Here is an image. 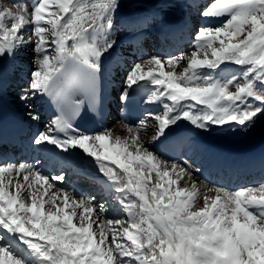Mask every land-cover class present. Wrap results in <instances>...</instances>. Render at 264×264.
<instances>
[{
    "label": "snow or ice",
    "instance_id": "obj_1",
    "mask_svg": "<svg viewBox=\"0 0 264 264\" xmlns=\"http://www.w3.org/2000/svg\"><path fill=\"white\" fill-rule=\"evenodd\" d=\"M118 7L119 0H0V73L31 46L33 69L19 99L46 95L58 106L32 142L91 157L110 197L77 199L57 183L62 173L0 163V264H264V181L210 187L187 161L150 150L181 121L248 129L264 116V0H209L201 15L221 22L197 29L190 54L150 56L127 70L120 100L142 94L159 111L126 121L124 136L86 133L75 121L95 100ZM227 64L238 73L226 77ZM150 121L155 135L145 140ZM113 206L117 216L109 217Z\"/></svg>",
    "mask_w": 264,
    "mask_h": 264
},
{
    "label": "bare ground",
    "instance_id": "obj_2",
    "mask_svg": "<svg viewBox=\"0 0 264 264\" xmlns=\"http://www.w3.org/2000/svg\"><path fill=\"white\" fill-rule=\"evenodd\" d=\"M201 1L202 0H190L189 1L190 6L195 7ZM7 2H9V1L7 0ZM119 2L122 3L123 1L119 0ZM185 4H187L186 0H161V1H159L158 6H154L151 4L144 6V7L139 6L135 9H132L131 12H129V13L127 12L128 15H127V19L125 21L126 23L129 21L130 17H132L134 15L136 17H135V22H132V27H128V25L124 22L125 26L127 28H135V29L146 28V29L151 30L150 28L147 27L145 22L142 21V19H141V18H143L142 15H144L145 18L148 15L150 17H152L154 15H156L158 17L160 16L163 20V24H166L165 26L170 25L174 18L182 17L183 18L182 24L180 26H177V27L179 28L181 34L185 36L186 32L189 30V27L192 25V21L190 19V12H189L190 8H189V10L185 9ZM120 12H121V9H117L114 15L118 16L120 14ZM115 19L116 18L114 17V20ZM186 20H190L189 25L186 24ZM137 26H139V28H136ZM165 26H163L161 29H164ZM116 30H117V28H116ZM153 34L154 33L151 32V35H153ZM110 40L113 41L114 39L112 38ZM142 50L143 49H140V51H142ZM144 50H145V54L143 56L148 55L150 57V56H154V55H160V53L157 50L154 52L148 50L147 48H144ZM113 53H115V46L111 49V51L109 53L105 54L104 56L109 55V57H110ZM119 58H120V54L118 55V58H117L116 69L119 66L120 69H122L123 71H126V68L123 67L122 63L118 62ZM16 60H18V59H16ZM138 60H141V58L139 59L138 57H133V55H132L131 62L132 61L138 62ZM19 64H20V61H19ZM19 64H17V65H19ZM113 79L116 83L115 87H114L116 90L123 87L124 77L116 78V75H115V77ZM20 83H21V81L19 79H17L16 77H12V78H6L5 77L4 78V75L2 73H0V91L3 93V95L8 96L11 103L18 105L19 107L23 108V110H25V109L27 111L34 110V108L36 106L35 101L41 95H39V94L36 95L34 98L30 99V101L27 104H25V102H22L19 99V93L16 92L18 85ZM147 105L152 106V107H156L157 109H159L158 105H155V104H147ZM27 119L34 126L33 134L36 135L39 128H41V127L43 129L45 128L44 125L40 124V120H33L30 117H27ZM261 119L263 121V124L260 126L259 129H256L254 126H251L248 129H240V128L232 125V126H227V127H225V126H223V127L222 126H211L207 130H201V129L194 127L193 130H191V131H185L188 138L191 136L193 137L191 140L188 141L187 148H188V150L193 151V157L191 158V162L194 165L195 170L198 169L201 172H204L207 169L208 165L215 160L214 152L209 147L210 145H211V147L214 145V143L210 144L209 141H211V140H224L229 145V152L234 153V155L237 159L239 157H243L244 149L252 146L254 144V142L256 141L258 135L262 131H264V116ZM185 124H188V122L187 121H181L178 125L173 126L171 129L183 126ZM152 127H153V123L150 122L149 123V131L146 134L141 133V136L143 139L150 140L151 137L153 135H155L154 131L152 130ZM107 129H109V128H107ZM112 131L114 134H118L121 136L126 135L125 123H123L122 121L119 122V124ZM170 131L171 130L167 131L166 135L164 137L160 138L159 141L165 140L167 137L171 136ZM239 133H240V135L238 136L237 134H239ZM204 135H207V137H208V140H207L208 143L207 144H204L200 141V137L204 136ZM153 148L155 149V145L150 146V150L154 151ZM221 157L222 156H220L218 158V160H220ZM243 160L250 161L251 159L246 158ZM252 161H253V165L255 167L254 170L258 169L259 173H264V153L263 152L259 153L256 158L252 159ZM194 177L197 178L200 182L205 183V182L201 181V179L199 177H196L195 175H194ZM70 192H72V191H70ZM78 196H80V195L77 194V197ZM201 205L202 204L198 201L197 206L199 207ZM110 215H114V212H111Z\"/></svg>",
    "mask_w": 264,
    "mask_h": 264
},
{
    "label": "rangeland",
    "instance_id": "obj_3",
    "mask_svg": "<svg viewBox=\"0 0 264 264\" xmlns=\"http://www.w3.org/2000/svg\"><path fill=\"white\" fill-rule=\"evenodd\" d=\"M8 1L9 2H7V0H4V6L10 4L11 0H8ZM122 1L123 2L122 3L120 2L119 3V7H118V9H121V12H120L119 16L116 18L117 15H114V17L117 19V20L115 19V23L117 24L116 26H118L120 28L119 36L125 33L124 27H123V22L126 21L127 14L129 12H131L132 9H135V8H137L139 6L144 7V6H147L149 4L154 5V6H158L159 5V1H161V0H122ZM21 2H27V3H29V5H31L32 0H21ZM208 2H209V0H202L201 3L198 4L195 7L194 6H189L190 14H191V16L193 17V20H194V28L190 32V35H189V44H188V46L185 49L182 50L183 52H186V53L190 54V52L192 51V45L194 43L195 33H196L197 29L201 25H203L205 23V17H203L201 15V12L204 9L205 4L208 3ZM212 2H214V0H212ZM189 8L187 7V9H189ZM153 22H154V24H159L161 22V19L157 17ZM162 22H163V20H162ZM162 25L165 26L166 24H162ZM31 27H32V25H28L27 28H26V31H30ZM33 57H34V53L32 51L31 46H29V47L21 50L14 60L7 61L6 67L4 65V69H3V72H2V74L4 75V78H5V75H6V77H8V78L16 77L17 79H19L21 81V83L18 85V88L16 90L17 93H20L21 88L27 86V81L29 80L30 73H31V71L33 69V65H32ZM133 57H135V56L133 55ZM147 57H149V56L148 55L143 56L141 58V60H138V62H143L144 60L147 59ZM16 59H18V60H16ZM19 61H20V64H19ZM127 62L128 61H125V63H127ZM130 63H131V66H132L134 64V61L131 62V59H130ZM17 64H19V65H17ZM123 67L126 68L125 65H123ZM225 67H236V68H239V66H236L234 64H227ZM129 68L126 69V71L124 72V75L121 76V77L125 78V75H126L125 73H127V70ZM116 78H119V77H116ZM37 108L35 106L34 110L27 111V114L29 115V112H34V113L37 114V110H38ZM262 117L263 116H260V117L257 118L256 123L254 124V127L256 129H259L260 126L263 124V121L261 119ZM151 123H153V122H151ZM118 124H119V120L117 118H114V120L112 121L111 126L109 127V129L113 130ZM225 127H227V126H225ZM196 177H198V176L196 175ZM199 178H200V176H199ZM65 180L66 179H64V181ZM182 186H183V183H182ZM209 186L211 187V185H209ZM68 191H70V190H68ZM79 198H80V196L77 197V199H79ZM199 202L201 204L203 203L202 198H201V200H199ZM102 203H105V202H102ZM111 210L109 211V214H108L109 217H116L118 210L115 208V206ZM111 212H114V215H110ZM120 215H123V214L121 213Z\"/></svg>",
    "mask_w": 264,
    "mask_h": 264
}]
</instances>
